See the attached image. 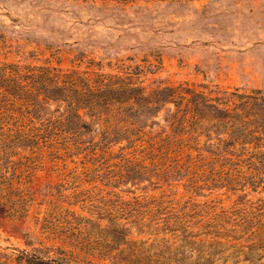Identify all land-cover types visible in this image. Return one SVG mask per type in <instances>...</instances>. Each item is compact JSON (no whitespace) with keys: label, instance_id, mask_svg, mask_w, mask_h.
<instances>
[{"label":"rangeland","instance_id":"obj_1","mask_svg":"<svg viewBox=\"0 0 264 264\" xmlns=\"http://www.w3.org/2000/svg\"><path fill=\"white\" fill-rule=\"evenodd\" d=\"M0 62L129 75L145 92L263 87L264 0H0ZM68 108L48 99L31 124L24 105L0 98V264L19 251H55L71 264H129L112 253L143 264H264V189L206 187L192 168L164 176L172 162L153 147L162 111L142 113L132 140L100 147L84 106L88 128L72 113L67 127L57 122ZM113 219L152 226L131 227L125 244L111 237Z\"/></svg>","mask_w":264,"mask_h":264},{"label":"trees","instance_id":"obj_2","mask_svg":"<svg viewBox=\"0 0 264 264\" xmlns=\"http://www.w3.org/2000/svg\"><path fill=\"white\" fill-rule=\"evenodd\" d=\"M82 74L74 70L60 72L47 64L0 62V98L24 105L28 113L25 118L31 124L46 100H63L70 112L65 110L57 122L67 127L70 113L76 117L77 127L88 128V123L94 122L98 137L92 144L100 147L117 138L132 140L138 134L134 130L140 127L142 113L152 116L162 111L160 127L164 135L157 137L153 147L160 158L172 162L162 166L164 176L192 168L194 174L189 177L200 175L206 187L264 189V86L219 88L201 84L195 88L178 83L145 92L143 86L129 83V75L113 80L111 74L100 78L92 77L95 71L84 70ZM83 106L89 122L82 120L78 112ZM69 127L75 132V124ZM113 220L111 237L125 244L130 241L126 235L131 227L143 231V226H152L141 221L124 224ZM153 226L151 230L161 228L158 223ZM208 232L218 234L216 230ZM251 232L259 234L256 228ZM130 255L112 253L110 258L143 264ZM13 259L12 264H71L55 251L50 257L19 251Z\"/></svg>","mask_w":264,"mask_h":264}]
</instances>
